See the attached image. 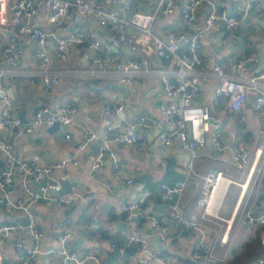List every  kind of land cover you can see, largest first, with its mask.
Wrapping results in <instances>:
<instances>
[{
    "label": "crops",
    "instance_id": "1",
    "mask_svg": "<svg viewBox=\"0 0 264 264\" xmlns=\"http://www.w3.org/2000/svg\"><path fill=\"white\" fill-rule=\"evenodd\" d=\"M216 2L230 13H234L238 23L233 29L234 36L220 35L217 28H214L202 38V63L195 69L200 76L201 90L195 102L209 109L210 118L206 141L197 147L194 156L183 149L178 141L169 145L159 142V130L163 126H170L160 112L157 102L166 98L162 75L167 74L174 80L175 65L171 61L151 53L148 65L133 73L137 79L135 84L121 83L119 72L112 66L90 73L87 69L88 60L97 55L99 49L85 43L72 44L64 58H56L52 54L56 42L52 33L60 31L46 20L45 14H41L37 17V22L51 33L47 40L51 53L49 62L43 64L35 59L33 42L24 38V53L17 65L10 66L5 63L1 67L2 93L12 103V114L18 116L21 113L22 123L19 128L33 117L34 110L38 107L45 106L54 111L63 103L76 106L74 121L69 126L68 139L64 137L66 130L61 125L50 130L49 126L40 124L31 132L19 136L15 135L13 128L0 134L2 139L12 142L17 154L30 160L49 163L73 155H77L78 159L76 165L55 171L60 181L67 179L70 182L71 188L68 192L73 194L71 204L75 206L65 212V208L71 204L57 207L49 201H41L32 205L44 236L39 245L40 251L31 258L30 264H95L90 258L80 257L82 250L98 254L102 264H137L140 254L137 247L109 262L112 249L120 245L126 232H130L145 235L152 250L158 244L156 232L143 218L135 217L131 221H125L120 203L138 199L142 192L147 191L150 193V199L143 204L144 211L163 217L166 221L168 218L172 220L175 211L161 198L158 184L161 181L172 183L187 175L188 183L178 197V205L183 216L195 217L201 222L206 230V239L214 244L215 256H225L227 262L247 241L254 238L255 232L258 235L260 226L256 225L249 231L240 222V217L245 210L256 216L264 209V201H257L263 191L264 166L262 175L259 176L249 170L250 165L255 163L260 166L261 162H264V111L252 108L251 95L247 96L242 116L231 110L224 100L218 106L213 105L212 97L218 82V76L213 69L216 61H219L226 75L242 79H248L264 69V13L258 14L260 10H264V0H253L252 8L247 12L237 8L243 6L247 0ZM156 3L157 0H132V8L151 12ZM205 11L203 6L198 9V20H202ZM67 23L68 29L72 30L74 25L69 16ZM78 26L85 32L97 31L102 43L111 46L113 32L100 27L93 18L85 17ZM169 28L191 32L184 25L178 6L169 15L158 12L155 16L153 32L164 37ZM10 31V28L0 25V49L6 43ZM111 50L118 59L140 58L142 55L141 49L129 51L123 47H111ZM249 55H255L257 60L237 67V60ZM44 72L59 78V83L51 91H43L29 81ZM100 93L103 96H99ZM105 101H120L123 103V110L119 114H107L103 110ZM1 107L0 101V109ZM141 115L146 116L150 122V126L143 129L145 144H113L125 175L132 177L133 181L128 183L122 180L121 176L113 175L112 163L107 156L103 158L101 166L92 169L101 139L109 138L123 124H137ZM109 126L114 128L109 129ZM84 128L94 130L97 137L77 152L76 143L81 139ZM229 129L233 130L250 150L249 165L243 169L237 168L231 162L226 149L211 146L210 138L215 130L226 133ZM247 134V139H244L243 136ZM257 148L261 150L259 156L256 155ZM189 160H192L191 167L188 165ZM211 169L222 170L225 179L220 182L211 198L208 211L204 213L196 200L200 193L202 175ZM30 186L39 187L38 182H32ZM8 191L13 196L24 195L17 182L10 184ZM18 217V214H9L0 208V222L10 224ZM63 230L72 232V249L78 253L77 260H65L57 252V234ZM82 230H85L86 234H81ZM223 236L224 241L221 240ZM78 237L82 238L83 244L76 250L74 246ZM167 237L169 241L167 244L164 242L159 259L149 258L148 264H191L190 259H200L195 258L192 253L194 243L199 238L198 231L172 225ZM15 238L16 235L0 238L3 264H17L24 257V252L14 246ZM249 254L248 258L243 259L244 264H260L262 250L256 249ZM206 262L213 263L207 259Z\"/></svg>",
    "mask_w": 264,
    "mask_h": 264
},
{
    "label": "built area",
    "instance_id": "2",
    "mask_svg": "<svg viewBox=\"0 0 264 264\" xmlns=\"http://www.w3.org/2000/svg\"><path fill=\"white\" fill-rule=\"evenodd\" d=\"M253 0H247L243 6L237 8L247 12L252 8ZM178 4V5H177ZM176 6L184 25L191 30L190 33L169 28L165 36L161 37L152 30V24L158 12L163 15L171 14ZM203 6L205 14L202 20H198L197 11ZM264 10L258 12L263 14ZM45 14L46 20L55 25L60 33H52L55 38V47L52 54L59 59L65 54L72 44L85 43L99 49V53L93 56L87 63L90 73L108 67H114L119 72V81L124 84H135L137 79L133 73L146 67L150 61L149 55L155 54L161 59L171 61L175 65L174 80L167 74L162 75V85L165 100L158 104L160 112L170 125L163 126L159 132V142L169 145L178 141L181 147L188 150L194 156L197 147L206 141V132L209 129V109L195 102L200 94L201 80L195 70L202 63L201 48L202 38L205 33L217 28L220 35L234 36L233 29L238 23L237 16L230 13L225 7L219 6L216 0H157L153 11H144L132 8V0H0V25L11 29L6 43L0 49V134L17 126L15 135L19 136L31 132L36 126L44 124L51 126L58 122L65 130L64 137L70 138L69 126L74 121L76 106L72 103H63L52 111L45 106L35 109L33 117L21 124L20 119L13 115L11 101L3 95L2 69L6 63L15 66L24 53V38H29L34 45L33 57L47 64L51 59L48 48V37L51 34L43 29L37 22V17ZM67 16L74 25L68 29ZM87 18H93L100 27L112 31L110 44H103L99 33L95 30L85 32L78 23ZM115 48H127L129 51L141 49L140 58L118 59L111 50ZM255 55H249L237 60V67H242L247 62L255 61ZM213 69L218 76V82L214 88L212 104L219 105L223 100L228 107L242 116V109L247 96H252V108L256 111H264V69L257 74L242 79L229 76L223 72L219 61L213 64ZM35 83L43 91H51L58 83L59 78L44 72L36 78L29 80ZM103 96V94H99ZM103 110L107 114H119L123 110L120 101H105ZM150 126L149 119L141 115L137 124L126 123L115 131L109 138L101 139L95 159L91 168L102 165L103 158L107 156L112 163V173L121 176L125 182H132L130 176L125 175L124 168L120 165L115 143L145 144V136L141 130ZM114 126H109L113 129ZM139 128V129H137ZM94 130L84 128L81 139L76 143V151L85 148L87 143L96 138ZM211 146L216 149H226L231 162L239 169L249 165L250 150L233 130L226 133L215 130L210 138ZM260 149H256V155H260ZM78 163L77 155L65 156L49 163H41L30 160L17 154L13 144L0 137V202L1 208L9 214H18L13 223L0 222L1 236L11 237L16 235L14 246L24 252L23 259L17 264H30L31 258L37 254L44 232L39 226L38 216L32 209V205L41 201H49L55 206H67L73 201V194L57 193L61 188V182L55 175V171L69 165ZM189 167L192 160L188 162ZM264 162L260 166L255 163L249 166L250 171L262 175ZM225 179L222 170L211 169L202 175L200 193L197 203L202 206L203 212L208 211L211 198L217 190L220 182ZM43 180L38 188H32V182ZM17 182L24 191V195L13 196L8 191V186ZM188 183V175L177 179L172 183L161 181L158 184L160 196L167 201L175 217L171 223L163 217L144 211L143 204L150 199V193L142 192L138 199L124 200L120 203V210L125 221H131L135 217L143 218L154 228L158 238V244L150 249L145 235L126 232L118 249L122 251L130 243H135L139 250L137 264H148V259L158 260L167 238L170 228L183 226L199 232V238L193 247L195 258H205L213 263H223L226 257H217L214 254V244L206 239V230L195 217L183 216L178 205V197ZM27 220L26 226L19 220ZM240 222L249 231L256 225L260 226L258 237L263 256L259 259L264 264V209L254 216L251 211L245 210L241 214ZM57 252L65 260H77L78 253L72 249L73 238L70 230H63L57 234ZM29 240V241H28ZM225 240V236L221 238ZM85 258H90L95 264H102L100 256L91 251L82 250ZM0 264H3V251L0 245Z\"/></svg>",
    "mask_w": 264,
    "mask_h": 264
},
{
    "label": "water",
    "instance_id": "3",
    "mask_svg": "<svg viewBox=\"0 0 264 264\" xmlns=\"http://www.w3.org/2000/svg\"><path fill=\"white\" fill-rule=\"evenodd\" d=\"M112 49H116L115 47H112ZM120 86H122L123 87V85L122 84H119ZM157 103H159V101L157 102ZM35 111V110H34ZM210 113V112H209ZM21 113H19V115L17 116L19 119H20V122L22 123V120H21ZM57 126H59V124H58V122H54L51 126H49V129L51 130V129H53V128H55V127H57ZM17 128V126H14V130ZM137 129H139V128H137ZM141 132L142 133H144V131L143 130H141ZM61 188H60V190L57 192V193H59V194H63V193H68V191L70 190V188H71V184H70V182L67 180V179H61ZM43 184V180H41V181H39L38 182V185H42ZM75 206V204H71L69 207H67V208H65V212H68L70 209H72L73 207ZM0 208H1V202H0ZM22 223L24 222L25 224H27V220L26 219H24V218H20L19 219ZM167 222H171V218H168L167 219ZM81 234H86L85 233V230H82L81 231ZM156 240L158 241V238H157V236H156ZM168 241H169V238L167 237L166 239H165V243L167 244L168 243ZM82 244H83V240H82V238L81 237H78L77 239H76V241H75V246H74V248L76 249V250H79L80 249V247L82 246ZM134 247H137L136 245H128V246H126L122 251H120L119 249H118V247H114L113 249H112V256H111V258L109 259V262L113 259V260H116L120 255H126L128 252H131L132 251V249L134 248ZM43 254L44 253H42L41 255L43 256ZM81 258H83V255L81 254V256H80ZM189 262L191 263V264H207V262H206V259L205 258H200V259H194V260H189Z\"/></svg>",
    "mask_w": 264,
    "mask_h": 264
},
{
    "label": "trees",
    "instance_id": "4",
    "mask_svg": "<svg viewBox=\"0 0 264 264\" xmlns=\"http://www.w3.org/2000/svg\"><path fill=\"white\" fill-rule=\"evenodd\" d=\"M247 137L248 134L243 136L244 139H247ZM262 183H263V191L261 192V195L258 196V200H257L258 202L264 201V176L262 177ZM178 227L181 228L182 226H178ZM256 249L261 250L260 241L257 232H255L254 238L251 241H247L244 244L243 248L236 255H234L231 260L223 263L208 262V264H244L243 259L248 258L250 255L249 253Z\"/></svg>",
    "mask_w": 264,
    "mask_h": 264
},
{
    "label": "rangeland",
    "instance_id": "5",
    "mask_svg": "<svg viewBox=\"0 0 264 264\" xmlns=\"http://www.w3.org/2000/svg\"><path fill=\"white\" fill-rule=\"evenodd\" d=\"M254 172H256V170Z\"/></svg>",
    "mask_w": 264,
    "mask_h": 264
}]
</instances>
